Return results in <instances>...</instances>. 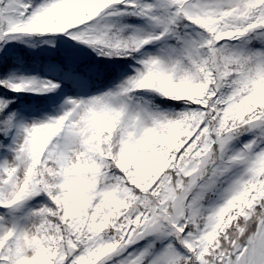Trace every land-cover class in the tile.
Masks as SVG:
<instances>
[{
    "label": "snow or ice",
    "instance_id": "6c2138e0",
    "mask_svg": "<svg viewBox=\"0 0 264 264\" xmlns=\"http://www.w3.org/2000/svg\"><path fill=\"white\" fill-rule=\"evenodd\" d=\"M0 264H264V0H0Z\"/></svg>",
    "mask_w": 264,
    "mask_h": 264
}]
</instances>
